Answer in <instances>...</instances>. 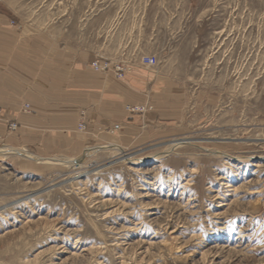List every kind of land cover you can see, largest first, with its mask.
Here are the masks:
<instances>
[{
  "label": "rangeland",
  "instance_id": "obj_1",
  "mask_svg": "<svg viewBox=\"0 0 264 264\" xmlns=\"http://www.w3.org/2000/svg\"><path fill=\"white\" fill-rule=\"evenodd\" d=\"M6 10L18 33L97 52L95 73L159 71L184 103L171 132L130 145L116 124L76 155L25 149L76 159L113 144L135 163L107 148L78 169L0 155V264H264V0H0Z\"/></svg>",
  "mask_w": 264,
  "mask_h": 264
},
{
  "label": "crops",
  "instance_id": "obj_2",
  "mask_svg": "<svg viewBox=\"0 0 264 264\" xmlns=\"http://www.w3.org/2000/svg\"><path fill=\"white\" fill-rule=\"evenodd\" d=\"M11 13L0 11V138L4 144L40 156L76 155L107 129L120 125L124 145L147 140L181 122L183 95L166 75L134 66L122 80L95 73L97 52L66 47L48 31L25 34L10 26ZM29 105V113L22 111ZM145 105L131 115L128 106ZM181 107V108H180ZM8 121L17 129L8 132ZM146 121L154 125L143 130ZM83 123L85 132L77 131Z\"/></svg>",
  "mask_w": 264,
  "mask_h": 264
},
{
  "label": "bare ground",
  "instance_id": "obj_3",
  "mask_svg": "<svg viewBox=\"0 0 264 264\" xmlns=\"http://www.w3.org/2000/svg\"><path fill=\"white\" fill-rule=\"evenodd\" d=\"M28 108H29L28 105H24L23 106L24 112H28ZM188 143L189 142H187V140H178V141H175V142H171V143H169L167 149L163 152V154L164 153H168L170 151H173L176 148H179L182 145L188 144ZM5 147H1L0 148V155L5 156V155H9V154H18V155H20L22 157H25V158H31L33 160H38L39 163H43V164L53 163L54 164L55 162H58L60 165L73 166L76 169L83 167L85 156H89V155H91L94 152H97V151H99L101 149H106V148L111 150V151L118 152L117 155H120V159L121 160H126V161H129V162L133 163L134 162L133 159H135V158L132 157V156H134V154L126 153L124 151V149L123 150L121 149L122 147H120L119 145L117 146V145H113V144H109V145H106L104 147L87 148V149H85V153L83 154V156L78 157L76 159H69V158H61V159H57V158L56 159L55 158H38V157H34L30 153H27L25 151V149L18 150V149H15V148H5ZM216 153H220V152H216ZM163 154H161V155L163 156ZM220 154H222V153H220ZM79 177L80 176H75V177H73V179H78Z\"/></svg>",
  "mask_w": 264,
  "mask_h": 264
},
{
  "label": "built area",
  "instance_id": "obj_4",
  "mask_svg": "<svg viewBox=\"0 0 264 264\" xmlns=\"http://www.w3.org/2000/svg\"><path fill=\"white\" fill-rule=\"evenodd\" d=\"M144 63L146 64V65H153L154 63H155V60L153 59H151V58H146L145 59V61H144ZM97 70H98V68H97Z\"/></svg>",
  "mask_w": 264,
  "mask_h": 264
}]
</instances>
